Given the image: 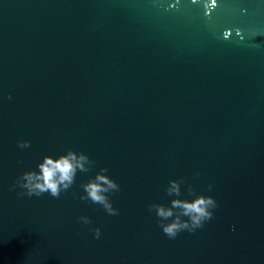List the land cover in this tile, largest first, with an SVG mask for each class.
Masks as SVG:
<instances>
[{
	"label": "water",
	"instance_id": "1",
	"mask_svg": "<svg viewBox=\"0 0 264 264\" xmlns=\"http://www.w3.org/2000/svg\"><path fill=\"white\" fill-rule=\"evenodd\" d=\"M69 149L58 198L12 187ZM101 168L117 215L80 199ZM180 178L217 207L169 238ZM0 264H264V0H0Z\"/></svg>",
	"mask_w": 264,
	"mask_h": 264
},
{
	"label": "clouds",
	"instance_id": "2",
	"mask_svg": "<svg viewBox=\"0 0 264 264\" xmlns=\"http://www.w3.org/2000/svg\"><path fill=\"white\" fill-rule=\"evenodd\" d=\"M9 99H11L10 95ZM18 147L28 148L30 142L19 141ZM94 163L83 152L77 153L71 149L56 159L44 156L43 161L37 165L39 171L24 172L12 187L18 186L24 189V194L29 197L33 195L39 197L48 193L52 197L58 198L62 191H67L75 182L78 170L88 172ZM107 171L106 168H101L93 178L81 185L85 194L80 199L102 206L109 215H117L118 209L112 206L109 194L119 192L120 186L105 174ZM195 175L198 176L199 173L197 172ZM184 183L183 178L169 181L165 191L168 196L177 197L170 201V206L159 203L149 205V211H155L159 227L169 238H175L179 232L184 230L193 232L202 228L204 223L213 217L211 210L217 207V202L212 196L196 194L191 185H188L187 192L194 198L191 200L178 198L181 196V185ZM209 190H211V185H209ZM185 217L187 219H184ZM80 220L84 224L91 223L87 216L80 217ZM93 232L99 239L100 229L95 228Z\"/></svg>",
	"mask_w": 264,
	"mask_h": 264
}]
</instances>
